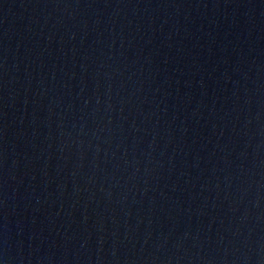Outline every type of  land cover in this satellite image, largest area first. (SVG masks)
Instances as JSON below:
<instances>
[{
  "label": "water",
  "instance_id": "obj_1",
  "mask_svg": "<svg viewBox=\"0 0 264 264\" xmlns=\"http://www.w3.org/2000/svg\"><path fill=\"white\" fill-rule=\"evenodd\" d=\"M0 264H264V0H0Z\"/></svg>",
  "mask_w": 264,
  "mask_h": 264
}]
</instances>
